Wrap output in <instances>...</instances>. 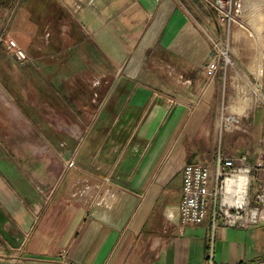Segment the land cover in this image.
I'll use <instances>...</instances> for the list:
<instances>
[{
    "label": "crops",
    "instance_id": "1",
    "mask_svg": "<svg viewBox=\"0 0 264 264\" xmlns=\"http://www.w3.org/2000/svg\"><path fill=\"white\" fill-rule=\"evenodd\" d=\"M0 16V35L16 37L39 64L30 75L31 63L0 51V262L206 264L209 220L181 225L183 172L190 163L214 170L219 155L247 156L263 162L253 184H264V0H242L234 65L213 79L207 33L225 34L191 0H16ZM13 61L35 98L34 153L12 149L24 142V123L11 100L29 117L35 107L14 90ZM77 62L106 76L88 86L87 75L42 71ZM40 113L82 114L83 124L66 133ZM229 116L238 119L230 128ZM63 145L57 157L50 147ZM72 155L76 167L66 170ZM106 177L109 206L87 205ZM214 252L218 264H264V209L255 226L216 229Z\"/></svg>",
    "mask_w": 264,
    "mask_h": 264
},
{
    "label": "built area",
    "instance_id": "2",
    "mask_svg": "<svg viewBox=\"0 0 264 264\" xmlns=\"http://www.w3.org/2000/svg\"><path fill=\"white\" fill-rule=\"evenodd\" d=\"M242 0H215L213 6L217 11V24L225 31L220 37L207 33L212 45V60L206 67V73L213 79L219 72L226 73L234 65L232 57L231 31L235 23H240L239 13ZM13 13V10H12ZM243 25L242 23H240ZM18 62L29 60L27 51L9 33L0 35V47ZM105 74H95L92 83L100 84ZM238 119L232 116L225 118V126L232 127ZM76 167L75 156L66 159V170ZM263 168V162L249 163L247 156L225 157L219 155L215 169L200 163L186 165L183 172V198L180 207L181 225H199L209 220L211 227L206 264H218L215 261L214 233L220 227L247 229L260 222L264 209V184L254 187L253 181ZM111 179L106 177L96 185L92 192L86 194L87 205L100 204L109 206L106 185ZM255 188L252 202L251 192ZM72 197L82 192L79 186L73 185ZM74 264V263H70Z\"/></svg>",
    "mask_w": 264,
    "mask_h": 264
},
{
    "label": "rangeland",
    "instance_id": "3",
    "mask_svg": "<svg viewBox=\"0 0 264 264\" xmlns=\"http://www.w3.org/2000/svg\"><path fill=\"white\" fill-rule=\"evenodd\" d=\"M191 1L196 7H198V9L200 11L205 13L207 16L209 15V17L211 18V22H212V20L214 22L217 21L218 14H217V11L215 10L214 6H213V3H214L215 0H191ZM9 18L10 17H9V14H8L6 19H9ZM1 20H2V17L0 16V25H1ZM10 23H11V21H10ZM216 26H217V31L219 30L218 32H222V34L224 35L225 31L222 28H220L218 26V24H216ZM20 36L23 37V39H24L23 35L20 34ZM13 38L17 39L16 37H13ZM2 50H4L3 45L0 47V51H2ZM72 52H73V55L77 56V57L79 55H81V53H82L80 50H74V49H73ZM29 61H31V59ZM29 61H26V63L28 62V64L31 63L30 69H28L27 71L29 72L30 75H36L37 65L39 66L38 62L36 63V61H35V63L34 62L33 63L32 62L29 63ZM13 62L15 64H13L12 66H9V68H10V73L13 75V76L11 75V78H12L11 82H12V84L14 86V90L16 92L19 91V90L20 91L24 90V92H25V91L28 90V88L26 87L27 85H25V83H24V82H26L24 80L26 73L24 74V70L21 67V65H19L15 61H13ZM76 64H77V66H75V65L70 66V67L66 66L65 69L63 67H60V68H57L56 70H54L53 68L51 69V66L50 67L48 66L45 69H43L42 71H43V73L45 75L47 73H48V75H52V73H53L54 75H56V77H60V79H62V77H65V74H66L67 71H68V73L70 75H87L88 77H86V81H84L83 84H86L88 86L90 84L92 85L93 84L92 83L93 76L95 74H100V73H95V72L94 73H90V72L89 73H85V72H88V70H90V68L91 69H96L97 68L96 65L94 63H91V65L89 67L87 64H79L78 62ZM55 66H57V65H55ZM50 69L52 70L51 72H49ZM74 72H76V73H74ZM40 73L42 74V72H40ZM66 75H68V74H66ZM20 77H21V81H19ZM56 81H57L56 84L59 85L60 84V80L57 79ZM16 100H15V98H13V100H11V102L13 104L12 105L13 108H15L17 110L16 112H14V118L13 119H14L15 122H18V123L23 122L24 123V142L22 144H18L17 143L16 146L12 147V149L15 152H19V153H21V152L25 153L26 151H30L31 153H34V150H35L36 147H34L32 145V140H33V137H36L35 133L37 132L36 129L34 128V125L32 124V122L37 124L36 123V121H37L36 120V118H37V115H36L37 107H36V103H35V98L32 97L31 94L27 98L26 92H25V95H24V107H26V103H27V105L29 107L35 106V107H33L34 109H33V112L31 114L32 115L31 117H29L27 114H25V112L24 113L21 112V110L17 107ZM13 111H15V110H13ZM71 115H73V117ZM71 115H69V114L54 115V114L40 113V117H41V119L42 118L45 119V121H44L45 123H50V125L56 127L57 129H61V131H64L66 133H68L70 131H73V132H76L77 134H79V130L82 127V124H83V116H82V114H78V115L71 114ZM30 123L33 125V126H31L32 128L29 127ZM19 128L20 127L16 125V127L11 131L13 136H15L16 134H18L20 132ZM8 138H10V133L9 132L4 134V139H8ZM79 140H80V137H79ZM50 148L55 152L57 157H59V156L61 157V153H62V150L64 149V145L61 146L60 148L59 147L54 148L53 146H51ZM14 163L16 165H19L18 164L19 162L18 163L14 162ZM50 164L52 165V164H54V162L50 161ZM62 166L64 167L63 164H62ZM0 169L4 170L3 163H2L1 160H0ZM65 169H66V163H65ZM16 170H20V169H17L14 166L13 167L11 166L9 168V171H16ZM255 193H256V191H255V188L253 187L252 188V192H251L252 202H254Z\"/></svg>",
    "mask_w": 264,
    "mask_h": 264
},
{
    "label": "trees",
    "instance_id": "4",
    "mask_svg": "<svg viewBox=\"0 0 264 264\" xmlns=\"http://www.w3.org/2000/svg\"><path fill=\"white\" fill-rule=\"evenodd\" d=\"M16 0H0V13L14 6Z\"/></svg>",
    "mask_w": 264,
    "mask_h": 264
},
{
    "label": "water",
    "instance_id": "5",
    "mask_svg": "<svg viewBox=\"0 0 264 264\" xmlns=\"http://www.w3.org/2000/svg\"><path fill=\"white\" fill-rule=\"evenodd\" d=\"M0 264H5V263H1V262H0Z\"/></svg>",
    "mask_w": 264,
    "mask_h": 264
}]
</instances>
